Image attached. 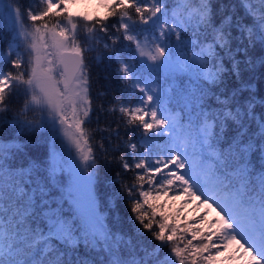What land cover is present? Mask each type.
<instances>
[{
    "label": "snow or ice",
    "instance_id": "obj_1",
    "mask_svg": "<svg viewBox=\"0 0 264 264\" xmlns=\"http://www.w3.org/2000/svg\"><path fill=\"white\" fill-rule=\"evenodd\" d=\"M107 6L103 18L80 17L67 10V0H32L23 9L19 0H0V22L12 33L7 53L0 50V128L10 125L16 138L59 130L78 157L68 164L75 211L66 213L50 191L60 167L55 154L44 175L36 161L17 163L24 146L16 138L0 139V264H200L230 242L247 256L245 264H264V0ZM101 40L125 91L137 96L129 101L122 93L108 109L131 133L117 159L135 173V183L123 185L135 214L132 233L99 215V164L82 146L92 111L85 53ZM187 72L194 80L177 87L178 74ZM14 98L22 101L15 110ZM165 190L214 208L215 227L202 232L157 220L145 205L153 191Z\"/></svg>",
    "mask_w": 264,
    "mask_h": 264
},
{
    "label": "trees",
    "instance_id": "obj_2",
    "mask_svg": "<svg viewBox=\"0 0 264 264\" xmlns=\"http://www.w3.org/2000/svg\"><path fill=\"white\" fill-rule=\"evenodd\" d=\"M19 2H23L24 4H30L32 0H19ZM34 7H38V4ZM113 19L114 21L116 20L115 17ZM104 42V40L100 41V46L97 47L98 49L96 48V52L103 48ZM85 55L88 56L87 53H85ZM99 55V53H96L94 55V58L90 59L89 61L92 71L95 72V81L93 79L91 80L90 89V97L92 98V111L90 112V122L82 125V127L84 128V131L86 133L85 138L88 141V148L92 149L93 156L97 158L99 168H101V166L102 168H104L105 184L103 185L102 182H98V184H102V186H104L103 193L105 196L104 198L106 204H104L102 210H104L105 212L103 216V218H105V224H107L109 227L114 226L115 228H120L125 232L132 233L135 231V229L133 228L135 214L131 211V202L127 199V194L123 191V185L135 183V173L124 170L119 160L117 159L118 157L124 154L123 141H125L124 138L126 139L125 136L131 135V133L126 134V131L123 127L125 126V123L124 120L121 118V114L118 111L110 112L108 111V109L112 107V102L114 99L121 98L122 93L123 99L129 101H134L137 96L135 94H130L125 91L124 85L120 82V75L118 73V70L114 69L113 67V65H117L115 61L107 63L104 62L102 58H100L98 61L97 59ZM100 92H105L106 94L104 96H99ZM95 97H100L102 100V104L98 105L96 101H94ZM13 101L15 102V105L21 104V100H18L16 98H14ZM101 107H103L104 109V111L102 112L112 118L111 121L108 120L105 124H97V121H95V119L97 118H99L100 122L104 121L103 116H101L99 113L96 114L97 109L100 110ZM93 113H95L94 116L92 115ZM117 124H120L118 126V130H116ZM7 130H9V134L17 133V130H14L10 125H4L2 128H0V133L3 134L4 132H7ZM110 131L113 132L111 136H109ZM115 132H119V136H117ZM41 134H43V130H40L37 133L21 135L17 138V140L20 139L18 141L23 142L22 145L24 146L22 159L28 158V160L37 161L32 158L30 153H33V155L38 158H40L45 153L46 143L40 136ZM101 144L104 145V148L107 151L101 150ZM117 144H120L121 148L119 151H114ZM257 166L259 165L257 164ZM118 173L119 175H117ZM113 195H116L117 197L114 201H112ZM95 197L96 200H98L99 197L97 198L96 195ZM202 207L207 210V222L209 224L215 221L216 218H218L216 210H214L213 208L207 209V207L205 206ZM145 208L148 209L150 213H155L157 220L163 217L164 222L167 224H179L182 226V228H187V226L185 225V220L179 218L177 220L172 219L173 214L172 216L165 215V213L163 212L165 209L158 210V207L151 205L150 202L145 205ZM74 211L75 209L70 210L69 208H67V213H74ZM135 223L138 225V222ZM203 227H201L200 230L202 232H207L208 227ZM214 227L215 224L212 223V228ZM145 238L148 241L152 240L150 233H147ZM191 238L192 234L189 233L188 239ZM186 242L187 241L181 242V247H183V243ZM154 243L158 244V241H155ZM193 243L195 244L197 243V241L194 240ZM216 243L219 244L220 241H216ZM235 247L238 248L236 245ZM225 249L226 247L222 248L219 252L213 250L215 251V257L217 259L219 258L222 261V264H233L235 263V261L241 262V264H245V261L247 260L246 255L240 256V253H236L234 250L228 252L225 251ZM164 253L165 252L163 251L160 253L161 258H163Z\"/></svg>",
    "mask_w": 264,
    "mask_h": 264
},
{
    "label": "rangeland",
    "instance_id": "obj_3",
    "mask_svg": "<svg viewBox=\"0 0 264 264\" xmlns=\"http://www.w3.org/2000/svg\"><path fill=\"white\" fill-rule=\"evenodd\" d=\"M110 2L111 0H67V10L71 12L72 14L78 15L80 17L103 18L109 12L107 5ZM19 4L22 7V9L27 8L29 6V4H24L23 2H19ZM53 11H55V9H53ZM113 18L114 17L109 18V21H108L109 24L114 22ZM81 31H83V29H81ZM0 35L4 37V42L0 43V50H3L4 53L6 54L7 53V42L11 38V35H12L10 25L6 21L0 22ZM108 42L111 43L110 41ZM123 44H127V42L125 41L123 42ZM123 44L117 45V48L119 49L120 47H123ZM96 50L93 52L87 53L88 56L85 55V63L87 64V71L89 72L90 83L92 79L95 81V72H93L90 67L91 66L89 62L90 59L94 58V55L96 53H99L100 55L98 56L99 57L97 59L98 61L100 58H102L104 62L110 63L108 59V54L105 50H103V48L97 52ZM4 67H5V70H7L9 65L5 64ZM113 67L114 69L118 70V65H113ZM178 76L180 77V79L175 80V84L178 87L190 86V81L194 80V72L179 73ZM181 81L183 82V85H181ZM94 101H96L98 105L102 104L101 102L102 100L100 97H95ZM19 106H20L19 104L15 105L14 101L10 105V107H12L14 110L18 108ZM97 113H99L101 116L104 117L103 122H100L99 118L95 119V121H97V124L99 123L105 124L108 120L111 121L112 119L111 117L107 116L105 113H103L102 111L98 109L96 111V114ZM69 115L71 114L69 113ZM92 115L94 116L95 113H93ZM119 125L120 124L116 125L117 127L116 130H118ZM59 127L60 126L58 125V129ZM123 127L125 129V126ZM9 130H7V132H4L3 134L0 133V139H2L5 144L13 141L14 138H16V134H9ZM41 130H43V134H41L40 136L43 138V140L46 143V151L40 158L35 157L33 153H30V155L32 156L33 159L37 160L36 161L37 163L42 164L41 171L44 173V175H48V172L46 171L47 164L52 161L53 154H55L56 162L60 164V167H58L56 170L55 178L50 181L52 185L50 191L53 194V198L63 204V209L67 213V208H69L70 210L74 209L73 207H71V201H70V198L67 197V192L73 191L74 195L78 194L75 192L74 188L70 187L71 176H70V170L68 167V164L71 163V160L73 157H76V159L78 160V157L76 155L75 146L59 130L57 134L55 135L52 133L50 129L48 130L41 129ZM68 132L69 134L74 133L75 132L74 126L71 128H68ZM125 137L126 139L124 138V140L126 141L127 135ZM18 140L17 138L15 139L17 143L22 145L23 142L22 141L20 142ZM82 146L84 147L85 150L88 149V144H83L82 142ZM22 160H28V158L22 159V155L17 157V163H20ZM64 161H67L68 163H64ZM61 168H63V171H61ZM99 171L100 172H99L98 182H102L104 185L105 184L104 168H102L101 166V168H99ZM103 192H104V186H102V184L97 183L94 189V194L97 196V198L99 197L98 200H96L97 211L102 218L105 213L104 210H102V207L104 206V204H106L105 198H104L105 196ZM148 202H150L151 205L158 207V210L165 209L163 211L165 215L172 216L173 214L172 219L177 220L179 218V219L185 220L186 221L185 225L187 226V228L190 227V228H200L201 229V227L207 226L209 230V228L212 227V223L209 224L207 222L208 220L207 214H206L207 210L204 207H202V205H198L195 202V200L187 194H184V195L177 194L173 196L170 194L153 191L148 199ZM198 216H203V220L196 219ZM231 250H234L236 253L237 252L240 253V251H238V248L235 247V244L233 242L228 243L225 249V251H228V252H230ZM168 251H169L168 248L163 249V252L165 253ZM204 255L207 256L208 253H205ZM211 256H212V259L210 261L205 262L201 260L200 264H222V261L219 258L217 259L215 257V251H212ZM197 259H199V257ZM233 264H241V262L235 261V263Z\"/></svg>",
    "mask_w": 264,
    "mask_h": 264
},
{
    "label": "water",
    "instance_id": "obj_4",
    "mask_svg": "<svg viewBox=\"0 0 264 264\" xmlns=\"http://www.w3.org/2000/svg\"><path fill=\"white\" fill-rule=\"evenodd\" d=\"M66 55L71 56L73 55L71 52L66 53Z\"/></svg>",
    "mask_w": 264,
    "mask_h": 264
}]
</instances>
